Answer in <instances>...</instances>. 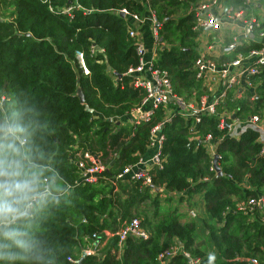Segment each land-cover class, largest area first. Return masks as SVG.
Here are the masks:
<instances>
[{
    "label": "trees",
    "instance_id": "16d2710c",
    "mask_svg": "<svg viewBox=\"0 0 264 264\" xmlns=\"http://www.w3.org/2000/svg\"><path fill=\"white\" fill-rule=\"evenodd\" d=\"M199 1L148 0L161 22L160 42L165 43L157 50L155 66L183 100L196 91L197 101L206 92L194 69L199 56L194 11ZM121 9L147 14L139 0H0V123L18 122L29 129L35 162L46 167L44 176L56 197L38 208L27 226L43 253L41 264H75L79 258L82 264H159L158 252L174 240L200 257L201 264H245L252 256L264 260V205L248 214L236 210L239 201L264 197L259 130L247 126L235 137L217 126L224 111L240 119L261 113L264 82L252 103L245 98L233 101L227 94L216 112L202 114L199 122L169 103L150 121L131 123L130 112L145 91L128 73L137 66L138 55L128 34L133 22ZM260 47L261 42L248 40L218 60ZM259 78L264 81V66L255 81ZM159 122L161 165L149 170L150 183L119 178L146 155L150 130ZM207 134L216 143L219 172L204 141ZM86 152L104 165L94 181L82 179L79 163L90 165ZM176 196L179 202L187 200L193 217L187 219L178 207L163 204ZM136 215L149 235L127 236L120 249L115 233ZM7 243L0 239V244ZM86 246L95 250L84 254ZM0 264L37 261L0 259ZM165 264L186 262L176 255Z\"/></svg>",
    "mask_w": 264,
    "mask_h": 264
},
{
    "label": "built area",
    "instance_id": "2783aa9c",
    "mask_svg": "<svg viewBox=\"0 0 264 264\" xmlns=\"http://www.w3.org/2000/svg\"><path fill=\"white\" fill-rule=\"evenodd\" d=\"M240 2V5H237V7L229 6V8L226 9V11L228 10L227 16L230 15L233 19L236 18L243 22V32L241 31L240 34L244 38L262 40V38H264V18H259L257 14L251 13V6L255 5L254 0H240ZM145 5L147 7V14L142 16L136 13H129L126 9L120 10L123 15L129 16L133 22V26L128 29V34L129 37L135 40V50L138 55L137 66L130 68L128 73L134 76V85L142 87L145 91V95L139 106L130 112L131 116H133V119L130 121L131 123L139 124L141 122L150 121L153 113L157 109L160 107L165 108L169 103L177 104L181 108L184 117H193L196 122H199L202 114H214L217 105L226 96V93L223 92H220L218 95H209L207 93V91H210V89L214 87L213 82L216 81V79L220 80L223 78L225 88L228 89L241 86L242 84L240 83L242 82L244 83L243 87H246L247 91L252 92L250 95L251 100L257 97L255 94L257 83H255L254 78L260 74L264 66V43L262 47L250 49L246 53L238 52L234 59L227 62L223 61L221 63H216L210 57L198 56L194 61V69L196 70L195 77L200 81L201 87L204 88L206 92L195 102L183 100L173 94L169 77L164 71L155 66L157 50L159 46H162L159 38L161 22L157 19L155 10L149 7V3ZM218 7H220V0H200L194 11L195 22L193 29L202 27L212 31H219L224 24L216 15ZM69 10L70 8L66 11L69 12ZM147 23L155 44L153 45L155 50L152 52H149L147 46H145L142 34V27ZM239 44L240 40L237 36H233L231 41L227 44V50H232ZM76 56L81 62L84 72L87 73L83 64L82 54L77 52ZM244 60L252 61L238 71H234L236 67L242 65ZM168 117L169 114H167L165 119H168ZM229 117L231 121L228 122L227 119ZM217 126L219 129H226L228 135L235 137H237L238 133L245 127H255L263 133L260 154H264V114L253 113L245 119H240L235 117L233 112L224 111L220 114V120ZM161 127L162 123L159 122L150 130L148 148L153 149L151 156L147 159L140 158L136 164L125 168L123 172L118 175L119 178L130 176L142 180L144 185L150 183L149 170L154 165H161L160 147L163 141V135L160 134ZM241 127L243 128L241 129ZM204 141L206 142L214 169V158L217 159L219 157L215 151V140L211 134H207L204 137ZM84 158L90 165L86 162L79 163V168L82 170V179L94 181L95 177L104 169V165L99 161L97 156L90 152L84 153ZM263 205L264 197L260 195L258 197H250L246 201H239L236 204V210L248 214L252 213L255 208H261ZM189 212L194 214L192 209H190ZM106 234L109 233L106 232ZM115 234L118 237V247L120 249L127 236L145 239L149 235L141 225V221L136 217L120 226ZM94 250L95 248H93V251ZM176 255L183 256L186 264H201L200 257L193 256L175 240L165 245L158 252L156 259L159 264H165L170 258ZM245 264H264V260L252 256L246 258Z\"/></svg>",
    "mask_w": 264,
    "mask_h": 264
},
{
    "label": "clouds",
    "instance_id": "9594fccd",
    "mask_svg": "<svg viewBox=\"0 0 264 264\" xmlns=\"http://www.w3.org/2000/svg\"><path fill=\"white\" fill-rule=\"evenodd\" d=\"M30 135L21 123H0V239L8 241L0 244V259H35L41 264L43 253L27 226L37 209L56 197L44 176L46 167L35 162Z\"/></svg>",
    "mask_w": 264,
    "mask_h": 264
},
{
    "label": "crops",
    "instance_id": "0c3cea01",
    "mask_svg": "<svg viewBox=\"0 0 264 264\" xmlns=\"http://www.w3.org/2000/svg\"><path fill=\"white\" fill-rule=\"evenodd\" d=\"M139 1L142 4L148 3V0H139ZM254 3L255 5L251 6V10H250L251 13L257 14L259 18H264V0H254ZM229 6L237 7V5L234 3V0H220V7L217 8L216 15L219 17V19L222 20V23L224 25L219 31H212V30L204 29L202 27H198L197 29H194L197 32V37L195 40L197 43L199 56L210 57L216 63H221L218 60V58L219 57L221 58V56H223L224 54L230 55L231 53H233V51L227 50V44L231 41L233 36H237V38L240 40V43H247L248 40L261 42L262 45L264 43V38H262V40H258V39L252 40L249 38H244L240 34L241 31L243 32V28H242L243 22H241V20H238L236 18L233 19L230 15L227 16L228 10L226 11V9L229 8ZM181 13L182 11H179V14ZM147 24H145L142 27V32H143L142 34H143L145 46H147V49L149 52H152L153 50H155L153 46L155 44H154L153 36L151 35L149 26ZM164 44L165 43L163 42L161 43L162 46H164ZM236 54H233L232 57L236 56ZM229 60H232V59H229ZM229 60H226V62ZM251 61L244 60V62H242V65L239 67H236L234 71H238L240 68L246 66L247 64H250ZM258 76L259 75H257L256 77ZM255 78H254V81H255ZM263 82L264 81L261 78H259L258 81H255V83H257V86H261ZM213 84H214V87L211 88L210 91H207L209 95H218L220 92H223V93H226V95L229 94L230 97H232L233 101H235L236 99L245 98L246 100L252 103L250 96H247L246 94L248 92L247 88L243 87L244 83L242 82L240 83L242 84L241 86L230 88V89L225 88V83H224L223 78H221L220 80L216 79V81H214ZM236 110H239V108H236ZM229 112H233V111H229ZM261 113L264 114V108L262 109ZM129 120H131L130 117H129ZM242 128L243 127H241V129ZM259 133H260L259 141L261 142L262 141L261 138H263V133L261 131H259ZM152 153H153V149L148 148L146 155H144L142 158L147 159L151 156ZM172 201H173V207L174 206L178 207V211L181 214H191L189 212L190 209H189L187 200H184L183 203L179 202L176 196V198L173 199ZM175 203H177V205ZM194 214H195V211H194ZM106 235L108 237L110 236L109 234H106ZM102 246L100 245L98 248ZM92 248L93 247L86 246V250L84 252H92L93 251Z\"/></svg>",
    "mask_w": 264,
    "mask_h": 264
},
{
    "label": "rangeland",
    "instance_id": "374dc122",
    "mask_svg": "<svg viewBox=\"0 0 264 264\" xmlns=\"http://www.w3.org/2000/svg\"><path fill=\"white\" fill-rule=\"evenodd\" d=\"M161 38V37H160ZM196 97H197V92L196 91H193V93H192V97L191 98H189V102H195L196 101ZM186 101H188V100H186ZM162 197L164 198V195H162ZM161 197V199H162V203L164 202L163 200V198ZM183 203V202H182ZM164 205H169V206H173V201L171 200V201H169V203H163ZM176 205H177V203H175ZM185 215V218H189V216L190 217H193V215L194 214H184ZM134 217H136V218H138L139 220H141V217H138L137 215L136 216H134ZM146 229V231L149 233L150 231H149V229L148 228H145Z\"/></svg>",
    "mask_w": 264,
    "mask_h": 264
},
{
    "label": "water",
    "instance_id": "95a60500",
    "mask_svg": "<svg viewBox=\"0 0 264 264\" xmlns=\"http://www.w3.org/2000/svg\"><path fill=\"white\" fill-rule=\"evenodd\" d=\"M209 30V29H208ZM108 70H110V67H108L107 68ZM77 94H78V96H79V98H80V101H83L84 100V97H83V93H82V91L80 90V89H78L77 90ZM86 109L87 110H89L87 107H86ZM112 120V119H111ZM216 158H214V163L216 164ZM215 168H216V170H217V172H219V168L215 165ZM84 254H86V253H84ZM75 264H82V258H79L76 262H75Z\"/></svg>",
    "mask_w": 264,
    "mask_h": 264
}]
</instances>
